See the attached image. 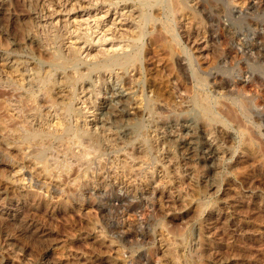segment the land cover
<instances>
[{
  "label": "rangeland",
  "instance_id": "1",
  "mask_svg": "<svg viewBox=\"0 0 264 264\" xmlns=\"http://www.w3.org/2000/svg\"><path fill=\"white\" fill-rule=\"evenodd\" d=\"M9 2L0 264H264V0ZM112 87L127 134L101 118Z\"/></svg>",
  "mask_w": 264,
  "mask_h": 264
},
{
  "label": "bare ground",
  "instance_id": "2",
  "mask_svg": "<svg viewBox=\"0 0 264 264\" xmlns=\"http://www.w3.org/2000/svg\"><path fill=\"white\" fill-rule=\"evenodd\" d=\"M10 0H8L9 2ZM34 1V0H33ZM177 2V0H175ZM255 2V1H254ZM10 3V2H9ZM30 4V3H29ZM175 4V3H174ZM256 4V2L254 3ZM9 5V4H8ZM32 8V7H30ZM34 9V8H32ZM219 9V8H218ZM8 12L10 15L9 18L10 19H17V15L16 13H14L13 11H11V9L7 8V0H0V14H2L3 12ZM34 11V10H33ZM33 11H30V12H33ZM220 11V10H219ZM22 13V12H21ZM6 14V13H5ZM4 14V15H5ZM7 15V14H6ZM3 16V15H2ZM32 16V15H31ZM8 17V16H7ZM2 18V17H1ZM22 18V17H21ZM1 21V20H0ZM15 22V21H14ZM2 23V22H1ZM0 23V24H1ZM250 23V22H249ZM253 25V24H252ZM6 27V26H4ZM3 27V23L2 25H0V34H7L6 30L4 29H7V28H4ZM10 34V33H9ZM155 35V34H154ZM153 35V36H154ZM163 35V34H162ZM11 36V35H10ZM9 36V37H10ZM4 36H2L3 38ZM13 38V36H12ZM156 38V37H155ZM160 38V37H159ZM165 38V37H164ZM163 38V39H164ZM21 39V38H20ZM157 39H158V36H157ZM156 39V40H157ZM162 38L159 39V41H162L163 40ZM19 40V38H18ZM18 40H15V39H11V41L9 42L10 44V49L9 50H14V51H27V45L30 44V43H33L34 40H35V37H34V34L32 33V31L29 29L27 30L26 34H25V37L23 38L22 41H18ZM166 41V40H165ZM36 42V41H35ZM152 42V41H151ZM156 43V42H155ZM158 43V42H157ZM154 44V43H153ZM158 45V44H157ZM160 45H158L159 47ZM29 47V46H28ZM151 48V47H150ZM175 48V47H174ZM249 52V50H248ZM251 52V51H250ZM252 53V52H251ZM181 56V55H180ZM44 58V57H43ZM254 59V58H253ZM180 60V59H178ZM181 61H183L181 59ZM180 62V61H179ZM225 62V61H224ZM183 66H184V62H182ZM223 66V65H222ZM182 67V66H181ZM225 67V66H224ZM227 68V67H226ZM183 70V69H182ZM227 70V69H226ZM240 75V74H239ZM231 79V78H230ZM236 82L235 80H229V78L227 79H224L223 83L228 86L229 90H233L234 87L236 86ZM129 101H130V95H129V92L126 90V89H123L121 87H112L109 89L106 97H105V100L103 101V104L101 106V118L103 121L107 122V123H110L111 125H114V126H118L122 133L124 134H127L130 130V128L132 127L131 125V122L130 120H132V115H131V112H129ZM48 117V116H47ZM49 120V119H48ZM46 121V119H45ZM261 121V120H260ZM59 124V123H58ZM38 126H39V123H38ZM43 126V125H41ZM40 126V127H41ZM187 131L190 132V126H187ZM119 129V130H120ZM36 130V129H35ZM43 130V129H42ZM41 130V131H42ZM64 132L66 133H71L72 132V128L70 126H66L64 129H62ZM60 132V131H59ZM62 133V132H61ZM38 135H34L33 136V139L32 141L38 143L37 144V147L39 148V143H43L46 141V135H41L40 134V138L37 137ZM39 138V140H38ZM197 138V137H196ZM28 137H24V140H27ZM76 139V137H75ZM172 140V139H171ZM195 140V139H194ZM193 140V141H194ZM31 141V142H32ZM176 141V140H175ZM183 141V140H182ZM191 142L190 145L188 144V151L189 152H193V150H195L194 148V145L192 143L194 142ZM50 142V141H49ZM188 141H186L187 143ZM198 142V141H197ZM62 143V142H61ZM183 144V143H182ZM179 145V144H178ZM198 145V144H197ZM196 145V146H197ZM47 146V145H46ZM183 146V145H182ZM36 147V148H37ZM185 147V145L183 146ZM198 147V146H197ZM42 148V147H41ZM36 149V151L34 150V156L38 159H42L45 157V151L43 149ZM209 149L204 152V153H198V157L203 159L205 161V163L209 166L210 169H213L215 168V161H217V157L219 156L218 155V152L216 149V147L214 146V143H210L209 144ZM182 149V148H181ZM186 149V150H187ZM197 149V148H196ZM183 150V149H182ZM199 151V150H198ZM195 156L197 153H194ZM194 154H193V158H194ZM191 155V154H190ZM189 155V156H190ZM186 156V155H185ZM217 165V164H216ZM215 170V169H214ZM217 172V171H216ZM216 176V175H215ZM103 194V193H102ZM104 195V194H103ZM102 196V195H101ZM143 196V194H142ZM141 196V197H142ZM145 198V196H143ZM142 199V198H141ZM141 202V201H140ZM128 203V202H127ZM133 203V202H132ZM124 204V203H123ZM137 204V203H136ZM135 204V206H136ZM142 205V208L144 207L145 210H147L148 206L147 205V201L146 199L145 200H142V202L140 203ZM122 205V204H121ZM128 205V204H127ZM123 206V205H122ZM125 206V205H124ZM134 206V207H135ZM132 207V206H131ZM141 207V206H140ZM129 208V207H128ZM137 223V222H136ZM129 229V228H128ZM128 229H126L128 231ZM125 230V231H126Z\"/></svg>",
  "mask_w": 264,
  "mask_h": 264
}]
</instances>
